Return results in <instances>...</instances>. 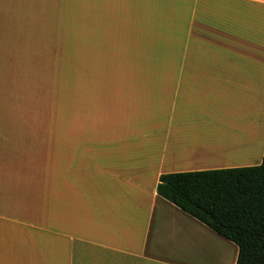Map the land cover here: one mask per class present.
I'll return each mask as SVG.
<instances>
[{
  "label": "crops",
  "instance_id": "0c3cea01",
  "mask_svg": "<svg viewBox=\"0 0 264 264\" xmlns=\"http://www.w3.org/2000/svg\"><path fill=\"white\" fill-rule=\"evenodd\" d=\"M243 101L262 111L264 0H0V264H205L219 247L235 264L156 188L254 166ZM222 146L239 150L205 155Z\"/></svg>",
  "mask_w": 264,
  "mask_h": 264
},
{
  "label": "trees",
  "instance_id": "16d2710c",
  "mask_svg": "<svg viewBox=\"0 0 264 264\" xmlns=\"http://www.w3.org/2000/svg\"><path fill=\"white\" fill-rule=\"evenodd\" d=\"M156 194L235 245V264H264V153L257 166L162 175Z\"/></svg>",
  "mask_w": 264,
  "mask_h": 264
},
{
  "label": "rangeland",
  "instance_id": "374dc122",
  "mask_svg": "<svg viewBox=\"0 0 264 264\" xmlns=\"http://www.w3.org/2000/svg\"><path fill=\"white\" fill-rule=\"evenodd\" d=\"M69 29H70V39L71 38L75 39L76 38L75 37L76 27H69ZM236 108H239V110L242 111V114H248L246 116H248L250 118V119L249 118H242V121H240V119H239V123H241L243 125L247 124V123L250 124L249 120H252L251 124H253L254 128H256V132H257V135L255 137L256 149L252 155V161H249L247 163H238V164H255L254 166H257L256 164L258 162L260 163V160H262V156L264 153V104H262V111L261 112L257 111L256 106H254L252 104H247V102H244V101L241 102L239 105H237ZM224 248H226V247H224ZM224 248L219 247L218 250L221 254L219 255L217 260H216V255H214L216 253H213V255H212V252L206 253V257H205V261H204L205 264H214V263L215 264H225V262L223 263V258L225 257L223 255V253L227 254V256L229 257L232 252H229L228 248H226L227 250L226 249L224 250ZM213 258H214V260H213Z\"/></svg>",
  "mask_w": 264,
  "mask_h": 264
},
{
  "label": "bare ground",
  "instance_id": "6f19581e",
  "mask_svg": "<svg viewBox=\"0 0 264 264\" xmlns=\"http://www.w3.org/2000/svg\"><path fill=\"white\" fill-rule=\"evenodd\" d=\"M224 126L222 125L220 130L234 131V129L236 130L238 128L237 126L233 127V125H227V124H224ZM211 131H214V132L216 131L215 133H220L219 129H217V128H212ZM215 135H217V134H215ZM238 150H239V148L231 149L229 147L222 146V147H219V148H213V150L211 152H207V153H205V155L209 156L211 158H216L215 160H218L216 162L219 163V161L222 160V158L234 156L232 154L235 153V152H238Z\"/></svg>",
  "mask_w": 264,
  "mask_h": 264
}]
</instances>
